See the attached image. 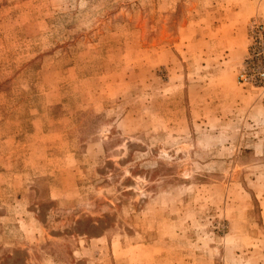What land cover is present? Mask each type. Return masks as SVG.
I'll return each instance as SVG.
<instances>
[{
    "label": "rangeland",
    "instance_id": "rangeland-1",
    "mask_svg": "<svg viewBox=\"0 0 264 264\" xmlns=\"http://www.w3.org/2000/svg\"><path fill=\"white\" fill-rule=\"evenodd\" d=\"M264 0H0V264H264Z\"/></svg>",
    "mask_w": 264,
    "mask_h": 264
},
{
    "label": "built area",
    "instance_id": "built-area-1",
    "mask_svg": "<svg viewBox=\"0 0 264 264\" xmlns=\"http://www.w3.org/2000/svg\"><path fill=\"white\" fill-rule=\"evenodd\" d=\"M253 41L246 61V68L241 73V80L264 84V25L253 28Z\"/></svg>",
    "mask_w": 264,
    "mask_h": 264
}]
</instances>
